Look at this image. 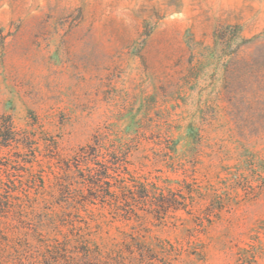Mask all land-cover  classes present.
<instances>
[{
  "label": "rangeland",
  "instance_id": "rangeland-1",
  "mask_svg": "<svg viewBox=\"0 0 264 264\" xmlns=\"http://www.w3.org/2000/svg\"><path fill=\"white\" fill-rule=\"evenodd\" d=\"M0 229L264 264V0H0Z\"/></svg>",
  "mask_w": 264,
  "mask_h": 264
},
{
  "label": "trees",
  "instance_id": "trees-1",
  "mask_svg": "<svg viewBox=\"0 0 264 264\" xmlns=\"http://www.w3.org/2000/svg\"><path fill=\"white\" fill-rule=\"evenodd\" d=\"M88 149L95 152V148L88 147ZM82 154L79 156L87 166L86 173L81 174L83 188L87 190H95L97 198L105 199L108 195L117 199L114 195H110V188L112 187L108 181V167L106 165H99L94 159L95 153H89L86 149L81 150ZM94 156V157H92ZM97 157V156H96ZM90 164L94 166L91 167ZM101 167L100 170L97 169ZM105 186L109 189L106 193H101ZM120 188L127 189L125 181L120 182ZM134 188L140 190L142 199L149 197V191L145 186H141L138 182L134 183ZM113 194V193H112ZM104 201V200H103ZM105 202V201H104ZM175 201L162 199V205L151 206L146 211L151 214H167L171 209L179 210L180 205H176ZM117 210L124 211L128 214H133L135 209L125 210L117 207ZM170 247V249L168 248ZM12 248L13 252L7 251ZM21 251L18 247L11 246V241L7 233L0 229V264H21ZM23 255V254H22ZM21 255V256H22ZM174 246L168 241H159L156 248H153L143 241L138 236H131L129 241L116 245L114 248L101 247L97 244H91L85 240L83 236L76 235L74 239L66 240H51L43 247H38L37 250L29 254V264H170L172 256H174Z\"/></svg>",
  "mask_w": 264,
  "mask_h": 264
}]
</instances>
